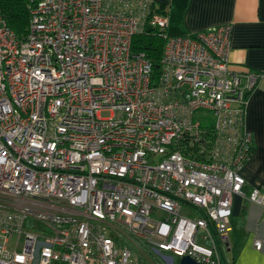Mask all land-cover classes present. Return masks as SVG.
Listing matches in <instances>:
<instances>
[{
	"label": "built area",
	"instance_id": "2783aa9c",
	"mask_svg": "<svg viewBox=\"0 0 264 264\" xmlns=\"http://www.w3.org/2000/svg\"><path fill=\"white\" fill-rule=\"evenodd\" d=\"M26 7L22 35L0 11V264H140L136 241L228 262L234 197L264 223V188L240 174L258 75L229 69L231 24L168 34L152 0ZM153 28L156 73L131 45Z\"/></svg>",
	"mask_w": 264,
	"mask_h": 264
},
{
	"label": "crops",
	"instance_id": "0c3cea01",
	"mask_svg": "<svg viewBox=\"0 0 264 264\" xmlns=\"http://www.w3.org/2000/svg\"><path fill=\"white\" fill-rule=\"evenodd\" d=\"M152 1L154 13L167 17L168 34L195 33L214 25L231 24L229 69L258 75L247 99L245 116L246 127L253 139L252 154L240 169V174L245 179V190L264 188V0ZM239 200L238 196L234 197L233 216L241 213L242 201ZM248 205L242 224L246 234L234 264H264V253L252 246L255 236L264 238V223L260 221L259 208ZM227 257L231 258L230 251Z\"/></svg>",
	"mask_w": 264,
	"mask_h": 264
},
{
	"label": "trees",
	"instance_id": "16d2710c",
	"mask_svg": "<svg viewBox=\"0 0 264 264\" xmlns=\"http://www.w3.org/2000/svg\"><path fill=\"white\" fill-rule=\"evenodd\" d=\"M0 11L7 24L17 35L24 34L28 24V10L26 0H0ZM161 31L156 28L136 34L132 39V48L136 51H143L153 62L154 72H158L159 58L162 51L164 38L160 36ZM250 94V93H249ZM252 153V151H251ZM243 202L241 213L238 216H232V235L234 244L231 246V258L224 264H234V258L243 242L246 231L243 229L244 216L247 211Z\"/></svg>",
	"mask_w": 264,
	"mask_h": 264
},
{
	"label": "rangeland",
	"instance_id": "374dc122",
	"mask_svg": "<svg viewBox=\"0 0 264 264\" xmlns=\"http://www.w3.org/2000/svg\"><path fill=\"white\" fill-rule=\"evenodd\" d=\"M239 205H240V202H238V206ZM245 205H248V203H245ZM236 208L237 207H236V200H235V210ZM247 212H248V208H247ZM232 237L233 235H230V241H231V244H234V240ZM136 242L137 243L135 245L131 244V251L133 255L138 258L140 264H176L174 261L173 263H170L166 261L164 258H162L161 256L157 255V253L150 251V249L143 243H139L138 241Z\"/></svg>",
	"mask_w": 264,
	"mask_h": 264
},
{
	"label": "water",
	"instance_id": "95a60500",
	"mask_svg": "<svg viewBox=\"0 0 264 264\" xmlns=\"http://www.w3.org/2000/svg\"><path fill=\"white\" fill-rule=\"evenodd\" d=\"M177 264H203V263L197 262L196 260H194L189 256H183L179 258Z\"/></svg>",
	"mask_w": 264,
	"mask_h": 264
}]
</instances>
